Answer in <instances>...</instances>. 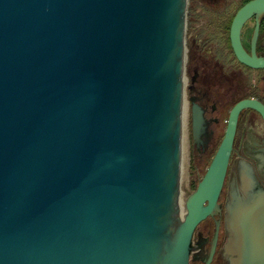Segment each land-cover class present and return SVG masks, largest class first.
Masks as SVG:
<instances>
[{
	"label": "water",
	"instance_id": "95a60500",
	"mask_svg": "<svg viewBox=\"0 0 264 264\" xmlns=\"http://www.w3.org/2000/svg\"><path fill=\"white\" fill-rule=\"evenodd\" d=\"M187 3L0 0V264H190L197 226L222 211L240 113L264 118V103L232 106L182 213ZM263 15L264 0H248L230 27L254 68ZM205 127L194 104L196 142ZM250 179L226 205L231 264H264V188Z\"/></svg>",
	"mask_w": 264,
	"mask_h": 264
},
{
	"label": "flooded vegetation",
	"instance_id": "af4514ba",
	"mask_svg": "<svg viewBox=\"0 0 264 264\" xmlns=\"http://www.w3.org/2000/svg\"><path fill=\"white\" fill-rule=\"evenodd\" d=\"M238 9L233 11L234 16ZM225 11L226 7L220 8L218 14L224 15ZM200 16L201 12H197L195 20L189 19L187 13L186 41L190 43L188 46L190 53L187 54L185 65V104L190 111V135L195 154L202 161H207L204 175L224 137L232 106L238 100L247 97H254L264 103V67L254 68L239 61L233 48L230 50L223 44L217 32L213 33L209 29L206 32L203 24L197 26L200 24ZM255 25L256 17L253 16L242 29V40L249 51ZM257 52L264 55V15L257 41ZM194 104L203 110L206 119V127L200 142H196L193 137ZM250 166L253 174L249 170ZM252 175L264 188V118L256 109L246 107L239 116L219 199L222 211L214 216H208L197 226L192 239L194 247L189 258L190 264H207L217 219H220L219 233L214 254L208 264H231L232 258L236 255L226 248L230 237L226 226V205L231 200L233 191L236 190L242 196H246L252 190L253 182L250 179Z\"/></svg>",
	"mask_w": 264,
	"mask_h": 264
},
{
	"label": "rangeland",
	"instance_id": "374dc122",
	"mask_svg": "<svg viewBox=\"0 0 264 264\" xmlns=\"http://www.w3.org/2000/svg\"><path fill=\"white\" fill-rule=\"evenodd\" d=\"M240 0H188L187 13L189 19H196L197 12H201L200 24H203V29L207 32L208 29L216 33L218 26L214 18L218 14L220 8L227 7L229 5L235 6ZM202 10V11H198ZM187 44V54L189 51V42ZM226 123V122H225ZM184 130H183V148H182V172H181V207L184 206L185 198L197 187L201 177L204 173V169L207 165V161H202L198 155L195 154L191 135H190V111L185 107L184 118ZM226 126V124H225ZM224 126V128H225Z\"/></svg>",
	"mask_w": 264,
	"mask_h": 264
},
{
	"label": "trees",
	"instance_id": "16d2710c",
	"mask_svg": "<svg viewBox=\"0 0 264 264\" xmlns=\"http://www.w3.org/2000/svg\"><path fill=\"white\" fill-rule=\"evenodd\" d=\"M247 1L248 0H240L239 2H237V4L235 6H231V5L227 6L226 7L227 11H225L224 15L223 14H221V15L216 14V17L214 18V21H216V24L218 26L217 33L219 35V38L223 42V44H226V46L228 48H230V50H232V46H231V42H230L229 33H230L231 21H232V18L234 16L233 11L240 8Z\"/></svg>",
	"mask_w": 264,
	"mask_h": 264
},
{
	"label": "bare ground",
	"instance_id": "6f19581e",
	"mask_svg": "<svg viewBox=\"0 0 264 264\" xmlns=\"http://www.w3.org/2000/svg\"><path fill=\"white\" fill-rule=\"evenodd\" d=\"M184 118H185V114H184ZM185 126V125H184ZM183 144V143H182ZM182 148H183V146H182ZM181 208V212L183 213L184 211H185V207L183 206V207H180Z\"/></svg>",
	"mask_w": 264,
	"mask_h": 264
}]
</instances>
